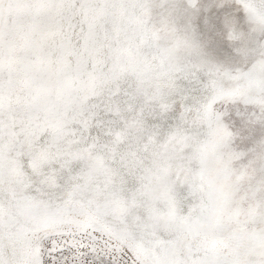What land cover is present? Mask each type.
Wrapping results in <instances>:
<instances>
[{
    "label": "snow or ice",
    "instance_id": "1",
    "mask_svg": "<svg viewBox=\"0 0 264 264\" xmlns=\"http://www.w3.org/2000/svg\"><path fill=\"white\" fill-rule=\"evenodd\" d=\"M0 264H264V0H0Z\"/></svg>",
    "mask_w": 264,
    "mask_h": 264
}]
</instances>
